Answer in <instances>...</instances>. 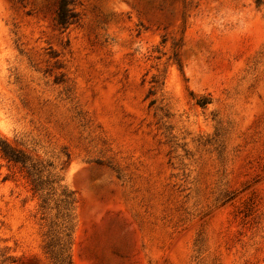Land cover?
I'll return each instance as SVG.
<instances>
[{
  "label": "rangeland",
  "instance_id": "obj_1",
  "mask_svg": "<svg viewBox=\"0 0 264 264\" xmlns=\"http://www.w3.org/2000/svg\"><path fill=\"white\" fill-rule=\"evenodd\" d=\"M59 2L0 0V137L46 187L0 151V264H56L64 191L72 264H264V0Z\"/></svg>",
  "mask_w": 264,
  "mask_h": 264
},
{
  "label": "trees",
  "instance_id": "obj_2",
  "mask_svg": "<svg viewBox=\"0 0 264 264\" xmlns=\"http://www.w3.org/2000/svg\"><path fill=\"white\" fill-rule=\"evenodd\" d=\"M72 3L73 0H60L59 2L57 10V22L58 25L63 29H67L71 24L78 20L79 14L72 6ZM0 151L9 161L22 164L24 167L28 168L29 175L32 177L34 189L36 191H44L46 189L40 175L41 171L34 168V165H28L29 157L23 151L13 147L7 140L1 137ZM62 194L64 197L61 199L60 206H62L61 217L63 220L59 227L60 230L56 228H51L49 230L50 240L47 244V248L56 264H72L70 253L72 233L68 222L70 217L69 206L73 201L69 199L71 194L67 191H64ZM43 202L44 204L42 207L46 208L48 204L47 199L44 198Z\"/></svg>",
  "mask_w": 264,
  "mask_h": 264
}]
</instances>
